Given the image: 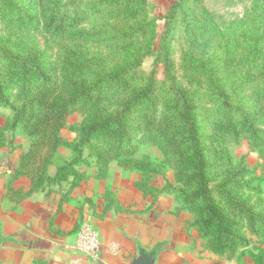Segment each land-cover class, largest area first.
I'll return each mask as SVG.
<instances>
[{"label": "rangeland", "instance_id": "rangeland-1", "mask_svg": "<svg viewBox=\"0 0 264 264\" xmlns=\"http://www.w3.org/2000/svg\"><path fill=\"white\" fill-rule=\"evenodd\" d=\"M82 1L88 5L90 13L87 28L94 31L102 42L99 46L87 50V61L95 62L97 69L110 70L119 62L123 43L120 39L123 20L116 14L114 7L102 0ZM174 1L176 0H146L147 18H156L162 28V16ZM195 1L196 8L193 11L196 15L191 19L194 21V26L184 34L182 18L178 16L174 34L175 37L180 36V38L171 42L168 52L173 66L176 67L175 74L179 75L181 82L189 89L195 91L192 100L200 106L199 115L203 116V119L200 118L199 127L202 140L205 141L210 133L209 117L215 113L223 114L224 106L222 101L208 90L206 83L199 86L201 75L192 77L188 68L186 67V70L183 68L181 49L189 47L195 50L192 45L195 33H198L196 28L201 30L203 25L225 26L229 21L237 22L246 16L250 17L254 1ZM27 5L29 8L30 3L26 0H0V66L5 59L4 51L22 55L25 53L17 52L19 51L17 45H22L20 50L24 52L34 48L35 51H43L47 57L45 75L48 79L44 76L30 85H22L16 76L7 80V83H11L12 92L8 102L0 103V177L10 176L23 155L30 150L29 154L36 157V162L32 166L36 167L40 164L37 170L39 173L37 176L41 180L38 188L45 181L56 182L58 178L68 180L75 186L72 192L77 193L79 197L94 198L95 201L100 198L98 200L102 201V206L110 209L107 213L109 225L119 221L116 219L134 228L142 224L150 234V241L144 245V248L149 251L155 250L158 264H264V132L257 137L243 136L238 141L229 138L225 146L222 145V153L217 156V159H228V166L240 170L242 174L238 178L243 180V184L247 182V187L243 186L240 189L223 187L220 185L223 177L222 174H218L219 169L214 166L207 168L208 190L221 210H228L231 213L237 210L235 204L228 205L227 197L235 200L245 199L246 209H249L243 212V216L236 218L239 220L240 232L248 243L222 253L215 250L212 234H206L205 230L200 229L199 224L196 223L204 217L205 212H199L198 208L193 211L186 206L188 203L184 196L196 189L195 182L192 180L188 189L187 184L183 185V179L180 180L178 176L181 172L175 168V161L170 151L161 144V140L143 139V132H131V130L128 136L133 137H126L119 143L117 140H112L108 144L95 137L80 145L79 127L86 116L87 107L75 104L64 109L65 121L58 132L57 147L50 151V146H45L39 155H35L33 142L37 136L35 133H30L31 128L25 129L20 121L22 116L17 111L31 101L36 102L34 93L44 87L52 92L55 91L59 96L57 105H62L67 100L68 96L61 92L63 83L60 79L59 66L64 48L69 47L70 42L51 34V30L43 23L35 20L28 22V19L21 22L24 20L21 17L25 14ZM202 13L209 14L204 21L198 17ZM22 24L27 26H21ZM212 43L214 45L206 50L208 54L213 51L217 43L216 38L209 37L207 45ZM202 49L200 47L197 51L200 52ZM155 55L156 52L146 55L142 64L133 73L148 77L153 68ZM249 65L250 61L244 64L240 56H235L224 66L227 71L224 86L228 90L229 102L233 104H248L253 90L264 91V69L251 68ZM15 67L20 71L26 66L22 64ZM156 78L158 83H162H159L161 85L167 83L162 63H159L156 69ZM112 85L110 83L100 88L96 87L97 89L92 90L94 97L107 93H112V96L116 97L117 94L114 93L118 89ZM37 108L39 106L37 107L35 103L33 110L29 108L26 110L33 112ZM137 113L139 112L136 110L132 111L130 117ZM204 143L210 146L208 142ZM118 144H122V147H118ZM43 159H48V163L46 162L41 168L44 164ZM211 159L212 156L209 154L206 160L210 163ZM19 177L31 179L24 174ZM183 188L187 189L185 194L181 193ZM225 189L226 192H223ZM41 191L44 193L45 189ZM2 212L3 206L0 205V219L3 216ZM78 222L71 239L62 244L66 250L71 251L73 239L83 222L90 223L99 235V228L94 219L84 216ZM103 231V236L107 237L109 230ZM157 236L160 237V242L155 241ZM130 243L127 241L126 244ZM101 244L102 249L96 257L80 256V260L75 261L76 264H127L139 251L136 247L134 250L125 249L124 245L119 246L113 238H106ZM0 248V252L7 251L3 245H0Z\"/></svg>", "mask_w": 264, "mask_h": 264}, {"label": "trees", "instance_id": "trees-1", "mask_svg": "<svg viewBox=\"0 0 264 264\" xmlns=\"http://www.w3.org/2000/svg\"><path fill=\"white\" fill-rule=\"evenodd\" d=\"M26 1H29L30 7L27 5L26 12L21 17L24 20L21 22L28 19V22L35 20L43 23L51 30V34L70 42L69 47L64 48L59 66L63 83L61 92L68 96L67 100L62 105H57L59 96L55 91L44 87L34 93L36 102L31 101L17 111L22 116L20 121L25 129L31 128L30 133L37 136L33 142L35 155H39L45 146H50V151L57 147L58 132L65 121V107L83 105L87 107V111L79 127L80 145L95 137L108 144L112 140L119 143L126 137H133L128 136L131 130L143 132V139L161 140V144L170 151L175 168L181 172L178 176L180 180L183 179V185L187 184L188 189L192 180L196 184L192 193L185 194L186 188H183L181 193L185 194V201L188 203L186 206L189 209L196 211L198 208L199 212H205L204 217L196 223L206 234H212L215 250L222 253L248 243L241 234L239 220L236 219L240 215L243 216V212L249 211L246 209L247 201L227 197L228 205L235 204L237 210H234V213L221 210L208 190L209 177L206 174L207 168L214 166L219 169L218 174H222L221 186L240 189L248 185L238 178L242 174L240 170L228 166V159H217V156L222 153V145L225 146L229 138L238 141L243 136L257 137L264 132V91L253 90L249 103L245 105L229 102L228 90L224 86L227 73L224 66L233 57L240 56L244 64L250 61L249 67L264 69V0H253L254 7L250 17L246 16L237 22L229 21L225 26L203 25L201 30L196 28L198 33H195L192 45L195 50L189 47L181 49L183 68L187 67L192 77L201 75L199 86L206 83L208 90L216 95L224 106L223 114L215 113L209 117L210 133L205 141L202 140L199 127L200 118L203 119V116L199 115L200 106L192 100L195 91L189 89L181 82L179 75L175 74L176 67L173 66L168 52L171 42L180 38L174 34L178 16L182 18L184 34L194 26L191 19L196 15L193 11L196 8L195 0L174 1L162 16V28L156 18H147L146 0H102L114 7L116 14L123 20L120 33L123 43L119 62L110 70L97 69L95 62L87 61V50L99 46L101 39L87 28L90 13L84 1ZM207 16L209 14L202 13L198 17L204 21ZM209 37L217 40L210 54L206 50L214 43L207 45ZM17 47V52L25 54L4 51L5 59L0 66V103L9 100L12 86L7 80L11 77H18L22 85H30L46 77L47 57L44 52L35 51L34 48L24 52L20 50L22 45ZM200 47L203 49L198 52ZM202 51L204 52L201 53ZM154 52L156 55L153 68L148 77L133 73L142 64L144 57ZM159 63L163 64L167 77L165 85H161V82L159 84L156 78ZM22 64L26 67L17 70L15 66ZM110 83L118 89L114 93L117 94L116 97H113L112 93L94 97L93 89ZM35 103L39 108L27 112L28 108L34 109ZM134 110L139 113L131 118L130 113ZM204 142H208L210 146ZM118 147L121 148L122 144H118ZM29 152L30 150L23 155L11 176L14 178L22 174L28 175L34 186L38 187L41 181L37 176L40 164L32 166L36 157ZM209 154L212 156L210 163L206 160ZM47 161L48 159L44 160L41 168ZM61 180L63 179L58 178V181ZM223 192H226V189Z\"/></svg>", "mask_w": 264, "mask_h": 264}, {"label": "crops", "instance_id": "crops-1", "mask_svg": "<svg viewBox=\"0 0 264 264\" xmlns=\"http://www.w3.org/2000/svg\"><path fill=\"white\" fill-rule=\"evenodd\" d=\"M13 170L7 178L0 177V205L3 206L0 245L7 249L0 252V264H76L80 256L87 255L75 251L72 246L71 251L66 250L62 244L71 239L78 221L84 216L94 219L99 228L100 243L113 238L125 249H139L127 264L140 252L151 254L154 264H158L155 250L144 248L150 241V234L142 224L134 228L116 219L119 221L115 225H109L107 213L110 209L102 206L99 197L97 201L79 197L72 192L75 186L72 187L68 180L45 181L38 188L31 179L20 175L12 178ZM44 189L43 193L41 190ZM103 230H109L107 237L103 236ZM127 241L136 246L126 244ZM155 241L160 242V237L157 236Z\"/></svg>", "mask_w": 264, "mask_h": 264}, {"label": "built area", "instance_id": "built-area-1", "mask_svg": "<svg viewBox=\"0 0 264 264\" xmlns=\"http://www.w3.org/2000/svg\"><path fill=\"white\" fill-rule=\"evenodd\" d=\"M72 248L90 257H96L101 249L98 235L92 225L83 222L75 236Z\"/></svg>", "mask_w": 264, "mask_h": 264}, {"label": "water", "instance_id": "water-1", "mask_svg": "<svg viewBox=\"0 0 264 264\" xmlns=\"http://www.w3.org/2000/svg\"><path fill=\"white\" fill-rule=\"evenodd\" d=\"M130 264H154V258L151 254L140 252L137 257L131 260Z\"/></svg>", "mask_w": 264, "mask_h": 264}]
</instances>
